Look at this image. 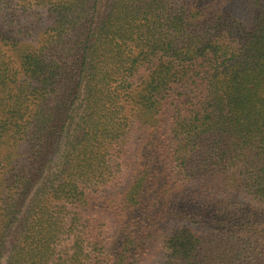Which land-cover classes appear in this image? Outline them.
Instances as JSON below:
<instances>
[{
	"label": "trees",
	"instance_id": "1",
	"mask_svg": "<svg viewBox=\"0 0 264 264\" xmlns=\"http://www.w3.org/2000/svg\"><path fill=\"white\" fill-rule=\"evenodd\" d=\"M0 264H264V0H0Z\"/></svg>",
	"mask_w": 264,
	"mask_h": 264
}]
</instances>
